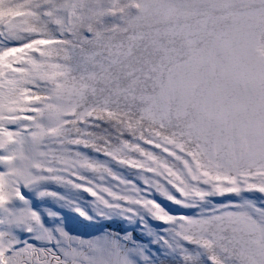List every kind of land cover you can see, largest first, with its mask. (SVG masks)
Here are the masks:
<instances>
[{
	"label": "snow or ice",
	"instance_id": "1",
	"mask_svg": "<svg viewBox=\"0 0 264 264\" xmlns=\"http://www.w3.org/2000/svg\"><path fill=\"white\" fill-rule=\"evenodd\" d=\"M0 264H264V0H0Z\"/></svg>",
	"mask_w": 264,
	"mask_h": 264
}]
</instances>
